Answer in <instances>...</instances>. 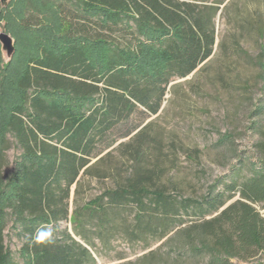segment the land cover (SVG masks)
<instances>
[{
	"label": "trees",
	"instance_id": "16d2710c",
	"mask_svg": "<svg viewBox=\"0 0 264 264\" xmlns=\"http://www.w3.org/2000/svg\"><path fill=\"white\" fill-rule=\"evenodd\" d=\"M28 3L37 15L57 12L64 47L40 45L15 82L18 99L0 135V264H96V240L109 243L118 233L134 241L162 240L177 227L182 252L191 258L235 264L259 257L264 264L260 120L250 124L260 137L258 157L236 156L227 175L198 196H185L177 182L163 181L158 154L151 157L154 163L147 161L149 150L158 153L159 148L146 126L135 133L137 126L124 128L138 113L157 115L168 86L211 58L219 8L196 0ZM25 11L22 28L39 27L41 18L29 14L28 7ZM257 65L264 80V64ZM252 115L264 117V102ZM116 130L119 138H128L118 149H124L130 172L99 195L79 201L81 181L93 170L91 159L101 145H111ZM6 134L17 150L7 174ZM229 141L224 135L219 143ZM9 224L20 240L19 261L6 245ZM38 233H50L53 242H33Z\"/></svg>",
	"mask_w": 264,
	"mask_h": 264
},
{
	"label": "rangeland",
	"instance_id": "374dc122",
	"mask_svg": "<svg viewBox=\"0 0 264 264\" xmlns=\"http://www.w3.org/2000/svg\"><path fill=\"white\" fill-rule=\"evenodd\" d=\"M28 0H8L0 4V33L14 40L15 54L10 63L5 62L0 48V135L6 118L18 99L15 82L29 57H35L40 45L52 50L64 47L60 31V19L54 9L41 10L37 15ZM33 2V0H31ZM206 7H218L213 21L217 44L210 59L202 63L184 79H175L168 87L159 113L155 116L136 114L128 126H137L133 132L144 128L156 140L159 152L149 150L148 162L158 154L164 167L163 181L177 182L185 196H198L216 180L224 178L236 164V156L258 157L255 143L260 140L251 122L252 113L264 102V80L258 62L264 64V0H196ZM221 3V4H218ZM37 15L41 25L22 28L23 16ZM98 58L99 51L93 50ZM146 60H150L149 57ZM116 130L109 142L101 145L97 156L91 159L93 170L81 181L78 200L86 202L99 195L102 189L111 187L114 179H123L130 172L131 163L124 156L119 144L128 138H119ZM230 138L231 144L221 145L220 138ZM9 140L7 174L17 150L13 138ZM153 140H150V143ZM108 142V143H109ZM147 146V145H145ZM152 155V156H150ZM73 189V188H72ZM73 198V197H72ZM238 198V194L234 199ZM263 214L259 205L255 206ZM6 230V245L14 260L19 261L20 240ZM72 233L70 224H62ZM180 227H177V229ZM173 230L162 240L147 237L130 240L118 233L109 243L96 240V264H207L208 257H195L182 252L180 235ZM259 257L248 263L262 264Z\"/></svg>",
	"mask_w": 264,
	"mask_h": 264
},
{
	"label": "water",
	"instance_id": "95a60500",
	"mask_svg": "<svg viewBox=\"0 0 264 264\" xmlns=\"http://www.w3.org/2000/svg\"><path fill=\"white\" fill-rule=\"evenodd\" d=\"M8 0H0V4L6 6ZM1 54L5 62H9L15 52L14 40L5 33H0Z\"/></svg>",
	"mask_w": 264,
	"mask_h": 264
},
{
	"label": "clouds",
	"instance_id": "9594fccd",
	"mask_svg": "<svg viewBox=\"0 0 264 264\" xmlns=\"http://www.w3.org/2000/svg\"><path fill=\"white\" fill-rule=\"evenodd\" d=\"M33 242L37 243V244H40V243H47V244H50L52 243V239L50 237V233L47 234V235H44V234H36L34 237H33Z\"/></svg>",
	"mask_w": 264,
	"mask_h": 264
}]
</instances>
